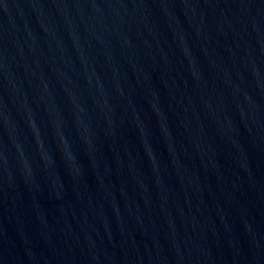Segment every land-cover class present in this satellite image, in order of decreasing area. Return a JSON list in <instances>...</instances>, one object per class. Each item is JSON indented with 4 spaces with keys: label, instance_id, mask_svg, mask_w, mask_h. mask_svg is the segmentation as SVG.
Masks as SVG:
<instances>
[{
    "label": "water",
    "instance_id": "95a60500",
    "mask_svg": "<svg viewBox=\"0 0 264 264\" xmlns=\"http://www.w3.org/2000/svg\"><path fill=\"white\" fill-rule=\"evenodd\" d=\"M0 264H264V0H0Z\"/></svg>",
    "mask_w": 264,
    "mask_h": 264
}]
</instances>
